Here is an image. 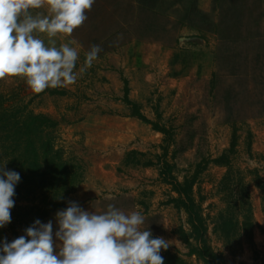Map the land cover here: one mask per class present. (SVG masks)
Here are the masks:
<instances>
[{"label":"rangeland","instance_id":"rangeland-1","mask_svg":"<svg viewBox=\"0 0 264 264\" xmlns=\"http://www.w3.org/2000/svg\"><path fill=\"white\" fill-rule=\"evenodd\" d=\"M86 14L71 37L57 40L77 42V72L92 45L102 49L75 84L35 94L19 78L0 81L5 105L58 122L56 147L82 167V182L58 210L69 202L96 213L109 204L126 214L141 210L142 228L153 238L169 241L168 249L190 264H204L178 234L191 226L187 213L171 203L178 194L161 171L168 161L184 181L209 161L195 195L211 246L228 264H264V0H95ZM126 81L145 115L174 133L168 151L164 134L129 116ZM134 150L146 154L137 156L140 163L127 159ZM223 154L231 159L234 195H243L246 185L250 190L258 223L253 244L245 238L229 244L214 232L227 207L228 168L214 162ZM57 211L41 221L51 220L53 233ZM26 229L5 225L0 244L26 235Z\"/></svg>","mask_w":264,"mask_h":264},{"label":"clouds","instance_id":"clouds-1","mask_svg":"<svg viewBox=\"0 0 264 264\" xmlns=\"http://www.w3.org/2000/svg\"><path fill=\"white\" fill-rule=\"evenodd\" d=\"M94 3L0 0V81L19 78L35 94L75 84L102 49L92 45L77 72V42L68 39L58 44L57 40L71 37L82 27ZM20 179L18 172L0 166V228L11 222ZM55 218V233L51 220L37 219L26 235L0 244V264H164L161 251L170 246L163 237L153 238L149 229L142 228L146 217L141 210L126 214L109 204L105 212L96 213L69 202Z\"/></svg>","mask_w":264,"mask_h":264},{"label":"trees","instance_id":"trees-1","mask_svg":"<svg viewBox=\"0 0 264 264\" xmlns=\"http://www.w3.org/2000/svg\"><path fill=\"white\" fill-rule=\"evenodd\" d=\"M125 91L124 101L132 111L129 116L152 124L156 131L164 134L169 144L165 150L168 151V146L174 141V133L145 115L142 105L130 98L127 81ZM5 101L0 96V166L18 172L21 177L15 187V205L11 209L13 218L9 224L14 229L18 226L28 228L37 219L43 221L64 208L68 196L76 190L84 175L82 167L66 159L64 151L56 147L54 131L58 122L55 119L46 114L27 113L21 108L10 107L4 104ZM235 149L233 143L230 153H234ZM139 155L146 154L131 151L127 156L129 163H140ZM214 162L228 168L223 179L227 207L217 218L214 232L229 244L242 238L253 244L258 223L254 217L250 190L246 185L243 195H234L233 168L228 154H223ZM208 164L209 161L198 164L192 175L180 181L174 174V166L164 161L161 176L178 194L171 199V203L188 215L191 232L181 227L178 234L190 249L189 254L197 256L204 264H228L225 255L216 252L207 238V220L195 195V186ZM146 165H154V162L149 161ZM259 187L264 190V183H260ZM163 257L164 264H190L182 255L169 249Z\"/></svg>","mask_w":264,"mask_h":264}]
</instances>
